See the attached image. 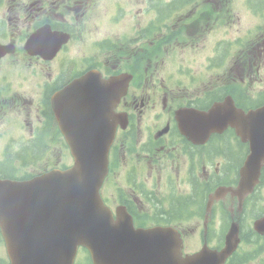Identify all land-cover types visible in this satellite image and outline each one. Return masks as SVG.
<instances>
[{
    "label": "flooded vegetation",
    "instance_id": "obj_1",
    "mask_svg": "<svg viewBox=\"0 0 264 264\" xmlns=\"http://www.w3.org/2000/svg\"><path fill=\"white\" fill-rule=\"evenodd\" d=\"M31 1L33 0H28L26 3L30 4ZM12 2L11 5L0 2V18L5 20L6 26L9 27V34L13 35L14 39L23 37L24 29L33 31L44 24L52 30L64 31L71 35L72 39L77 37L82 39L90 32L92 19L100 14L96 5L97 0H35L30 7L23 2ZM65 3L68 4L69 9L67 16L62 15L60 8V5ZM206 16L210 20L213 19V25H215L218 20L221 23L229 20L230 12L226 9L218 15L215 11H209ZM57 18L61 21L65 18L66 22L60 25ZM119 23V18L105 21L101 29L105 30L107 41L111 43L117 63L114 75L127 72L132 76L133 83L122 100L123 105L118 108L123 112H126L128 108V120L124 121L122 131L119 127L117 128L116 138L121 132L125 134V138L130 136L133 141V150L130 153L131 169L127 178L130 186L128 185L127 189L116 187L117 198L115 192L107 196L115 203L114 207L123 205L126 209L134 210L142 220V227L157 226L154 222L174 223L176 229L182 233L185 246L192 249L193 246L188 240L190 235L187 232L196 230L195 226L188 223L198 215L199 211V193L196 186H198L200 165L202 169L205 166L211 168L223 161L222 168L225 170L229 168V171L236 169L237 173L243 163V143L227 135L219 136L207 145L198 146L196 152L185 148L190 155H195L188 156L189 164L180 162L177 158L181 157V154L175 153L177 144L174 136L169 134V130L163 132L161 126L153 122L145 111L148 106L142 99H134L137 82L135 71L138 72L139 66L135 67L134 61L130 58L132 47L126 42L134 37V26L130 19L127 29L121 34ZM138 36L142 37L143 34ZM204 36L205 34H202L199 41H202ZM180 37L183 38V35ZM263 53L264 41L246 51L244 58L243 49H240L232 62V47H227L221 53L220 66L215 67L218 71L215 74V82H209L212 89L227 88L235 83L243 90V73H251L252 66L255 68V80H259L257 74L261 67ZM110 58L111 56L107 54L103 64L108 65ZM25 60L27 58L19 56V65L23 66ZM83 69L84 66L81 65V70ZM100 69L106 73L104 66ZM21 72H24L22 68ZM33 77L42 79L44 81L42 87L50 90L63 87L73 80V78L59 77L49 82L48 80H52L51 76L46 77L36 71L33 72ZM146 87L149 86L146 85ZM45 90L38 89L42 94L39 98L36 97V91L32 87L27 88L26 92L22 88L13 94L5 93L0 87V134L11 135L12 148L14 151L18 150L11 158L12 161L0 164V175L4 178L28 177L34 173V170L41 172L49 168L64 167L68 161L69 163L71 161L69 156L68 160L62 159V154H69V149L60 136L51 113L52 95L44 97ZM217 93L220 92H212V94ZM137 102L140 104L134 106ZM184 103L185 101L176 105L175 109L184 106ZM169 121L168 117L166 123ZM117 149V144L113 143L112 164L116 171L120 161L119 154L114 155ZM233 152L237 155H233ZM138 161L143 164V173L138 172ZM113 178L116 185L115 175ZM105 200L108 201L107 198ZM0 264H9L1 233Z\"/></svg>",
    "mask_w": 264,
    "mask_h": 264
},
{
    "label": "water",
    "instance_id": "obj_2",
    "mask_svg": "<svg viewBox=\"0 0 264 264\" xmlns=\"http://www.w3.org/2000/svg\"><path fill=\"white\" fill-rule=\"evenodd\" d=\"M253 131H264V108L243 114V139L251 140L243 175L247 172L256 180L264 160V133ZM101 150L75 148L70 170L2 185L7 189L2 232L11 264H73L80 244L88 248L94 264H140L139 244H134L127 226L114 224L102 209L98 190L106 174V157L105 148Z\"/></svg>",
    "mask_w": 264,
    "mask_h": 264
},
{
    "label": "rangeland",
    "instance_id": "obj_3",
    "mask_svg": "<svg viewBox=\"0 0 264 264\" xmlns=\"http://www.w3.org/2000/svg\"><path fill=\"white\" fill-rule=\"evenodd\" d=\"M243 19H244V16L242 14H236V23L239 22V25L233 26V33H236L237 35L241 34V32L243 31ZM245 20L248 23L247 27H250L251 26V22H252L250 17L247 16ZM1 146H2V144L0 143V147Z\"/></svg>",
    "mask_w": 264,
    "mask_h": 264
},
{
    "label": "bare ground",
    "instance_id": "obj_4",
    "mask_svg": "<svg viewBox=\"0 0 264 264\" xmlns=\"http://www.w3.org/2000/svg\"><path fill=\"white\" fill-rule=\"evenodd\" d=\"M34 153V152H33Z\"/></svg>",
    "mask_w": 264,
    "mask_h": 264
}]
</instances>
